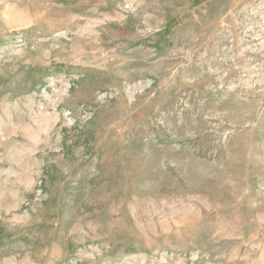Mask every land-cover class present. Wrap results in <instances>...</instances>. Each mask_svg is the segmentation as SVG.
Masks as SVG:
<instances>
[{"label":"rangeland","instance_id":"1","mask_svg":"<svg viewBox=\"0 0 264 264\" xmlns=\"http://www.w3.org/2000/svg\"><path fill=\"white\" fill-rule=\"evenodd\" d=\"M0 264H264V0H0Z\"/></svg>","mask_w":264,"mask_h":264}]
</instances>
